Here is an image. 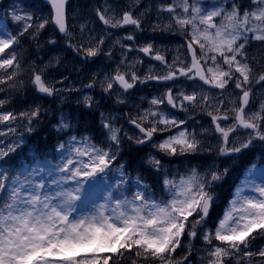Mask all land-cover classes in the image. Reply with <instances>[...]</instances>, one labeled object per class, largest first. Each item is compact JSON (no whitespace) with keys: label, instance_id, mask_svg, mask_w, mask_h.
<instances>
[{"label":"snow or ice","instance_id":"6c2138e0","mask_svg":"<svg viewBox=\"0 0 264 264\" xmlns=\"http://www.w3.org/2000/svg\"><path fill=\"white\" fill-rule=\"evenodd\" d=\"M51 17L34 19V14L15 4L3 6L6 16L17 25L15 31L0 23V92L5 88L19 90L24 86L22 67V40H37L50 23L65 37V43L84 60L101 54L112 56V49H104L109 29L132 26L134 32L143 31L142 25L153 6L142 0H132L126 10L105 0L95 8V16L104 26L101 32L89 25L79 24L80 40L68 23L69 0H48ZM157 23L153 32H172L184 38L177 49L184 52L171 62L152 43L144 45L116 43L122 49L137 48L144 56L160 62L164 70L143 76L134 70L142 59L126 64L128 56L121 53L120 65L114 74L99 81L104 93L115 95L116 103H127L126 94L136 84L149 80L172 82L160 96L153 97L150 107L129 116L128 122L138 130V136H129L114 123L115 117L101 113L105 140L97 142L91 136L72 134L71 119L60 116L57 130L67 134L54 148L57 157L40 161L38 146L28 147L35 153L34 166H21L27 159L26 137L31 134L42 115L39 105L26 111L15 112L5 107L0 99V264H192L193 240L199 235L211 247L206 250L207 264H264V248L253 251L252 241L264 237V164L253 163L236 186L232 199L213 230L207 221L218 199L216 187L230 169L212 165L205 172L193 167L184 173L172 175L164 168L161 158L151 156L149 163L163 173L159 192L148 185L143 177L134 180L123 164L116 165L121 145L125 140L137 145L151 142L158 153L169 157H187L202 152L233 157L259 143L264 146V100L256 103L254 89H264V65L250 57L251 42L264 46V0H249L247 6L239 0H220L206 5L204 0H171L154 6ZM137 9H140L137 11ZM168 14V23L161 26L160 14ZM135 41L134 34L123 37ZM49 44L57 41L51 39ZM60 64V57L49 61ZM44 67L30 66V78L36 91L46 96L59 95L64 89L46 77ZM10 70V71H9ZM65 79L67 77H64ZM181 78L194 83L193 90L175 91ZM93 82L84 85L93 88ZM229 85L231 89L229 90ZM114 86H116L115 91ZM204 86H209L206 89ZM198 89V90H197ZM210 89L219 90L214 95ZM226 90L227 95H226ZM238 90V91H237ZM227 101V106H226ZM86 107L93 106L90 95L83 96ZM162 105L188 112L198 109L210 117V124L199 132L184 127L186 119L178 118ZM191 118V117H189ZM159 142L157 133L171 132ZM205 133L215 136L213 146L206 142ZM15 154V156H14ZM55 161V162H53ZM114 165L115 168H114ZM259 175L261 182L252 179ZM118 177L115 186L108 189L105 202L82 207L87 189L85 185L98 176ZM186 242L182 246V240ZM213 241L219 243L213 244ZM183 248L177 255V249ZM259 257L261 259L257 260Z\"/></svg>","mask_w":264,"mask_h":264},{"label":"trees","instance_id":"16d2710c","mask_svg":"<svg viewBox=\"0 0 264 264\" xmlns=\"http://www.w3.org/2000/svg\"><path fill=\"white\" fill-rule=\"evenodd\" d=\"M165 3L171 2L169 0H162ZM220 1V0H217ZM240 1V0H239ZM3 3L5 4V0H3ZM100 0H71V2L68 5V23L70 27L72 25H75V27H72L71 30L74 33L75 29H79V24L84 23L86 20H91V24L89 25L90 27H93L97 30V32H101L103 29V26H100L99 21L97 17L95 16V8L99 7ZM127 8V6H120ZM42 11L46 15L45 17L50 18L51 17V11L50 9L43 4L42 6ZM4 24H6L9 27V30L15 31V28L12 26V24L7 23L5 20H2ZM94 24V25H93ZM155 22L153 20L147 19L145 23L142 25L144 28L143 31H136L134 32V29H129L131 31L123 33V37H125L128 34H134L136 36V40L133 41H127L123 39L124 44H136V45H141V42L147 44V43H152L155 47L156 42H164V44L170 45L169 42L172 39L184 41V38L180 36L177 33H172V32H153L151 31V26L154 25ZM76 36V40H80L79 33H74ZM52 35V37H50ZM118 36L117 32H114L111 35V38L113 40L115 37ZM55 39L58 41L61 46H54V47H59L61 50H58V54H61L65 56L66 58L70 59V57L74 56L75 62L79 63L81 62V59H77L76 53L67 46L65 43V37H60L59 33L53 30L52 24L50 23L48 26H46V29L40 34V36L37 38V40H31L28 38H24L22 40V51H21V58H22V67L25 69V74L23 76V79L25 81L24 86L20 88L19 90H10L5 88V91L0 92V99H6L9 101L5 105L6 108L13 110L15 112H20V111H26L30 108L35 107V104L37 105L38 103H41L43 106L42 108V115L39 118V123L37 124L35 130L31 133L28 134L26 137L28 144L25 146V152L21 153V157L27 153V159H20L18 163L21 164V166H26L29 164L30 160H35L36 155L35 153L28 152V147L31 146L32 148H36L38 146V151H39V159H43L47 156H49V151L54 148L55 145L57 144V140L59 141L60 138L62 137L63 133L54 130L52 128V119L48 117L45 107L46 105L49 106H55V101L51 99L49 96H41L38 95L36 92L35 87L28 83V80L30 78V72L29 68L30 66H38L41 64V59L43 58V55H46L44 53V49L48 48L50 45L48 41L51 39ZM64 39V40H63ZM156 41V42H155ZM112 43V39L109 37L105 40V45L104 48L107 49V47ZM53 47V49H54ZM42 48V49H40ZM156 48V47H155ZM137 50V48H133L132 51H127V53L133 52L134 50ZM168 50V49H167ZM252 51H257L255 54L256 61L264 65V47L263 46H255L251 47ZM183 51V49H182ZM44 53V54H43ZM55 53V52H54ZM57 54V53H55ZM104 54H101L103 56ZM168 55H170L168 53ZM257 55V56H256ZM96 57V59H98ZM91 61V60H90ZM83 62V58H82ZM84 65H86V61L84 62ZM10 71V70H9ZM156 81L152 82H146L148 83L144 88L150 87L149 89L150 92H153V89L155 91H158L159 93L163 92L164 87H159V85L162 84L160 82L159 84L155 83ZM231 87V85H230ZM163 89V90H162ZM215 93V92H214ZM70 101V100H69ZM82 104V105H81ZM80 105L77 104L74 110L75 112L72 113L73 111L70 110L72 113V116L75 118L76 122V128H75V134L78 136H91L94 139H99L101 138V134H99V126H98V113L89 110L86 108V106L81 103ZM198 109L190 111V112H197ZM199 111V110H198ZM129 116H135L134 114L130 113L124 116V120L126 123H128V117ZM187 117V122L189 125H191L194 129L199 131V129L202 127V124L205 125V127H209V119L210 117L204 115L199 111V113L194 114V116L189 115V112L186 113ZM191 117V118H189ZM201 117V118H198ZM89 132V133H88ZM206 142L209 140V136H205ZM130 146V145H129ZM131 149L134 151V149L131 147ZM260 150V154L257 155L255 152L257 150ZM122 155V154H121ZM217 154L215 153H207V152H202L199 155L195 156H187V157H181V156H176V157H168V160L161 158L162 163L164 165V168L166 167H175L178 166H187L188 165H194L193 163H196L194 166L200 167L204 166L200 164L197 156L201 157V163L205 162L206 159L208 158H215ZM15 156V154H14ZM204 157H207L204 159ZM197 159V160H196ZM125 160L126 164V170L130 174V176H135L137 177L138 175L143 177L144 181L152 186V188L159 192L161 188V173L155 171L151 165H149L150 169H143V166L145 163H148V160H146V156L141 153H132L131 150H126L124 151L122 158L121 156L119 159L116 161H122ZM196 160V162H194ZM253 163L256 164H264V148H258L251 147L249 150H244L242 153L237 154L233 157H220L219 158V167L220 169H223L224 167H228L230 169L228 176L220 182L219 186L216 187V192L218 194V199L214 203L213 209L209 215L207 223L210 224V228L214 229L216 227V219L220 218L223 210L227 207L226 204L229 203V198L231 196V193L233 192V182L237 180L243 173L244 170L247 167H250ZM175 164V166H173ZM194 166H189V168H193ZM138 169H135V168ZM135 169V170H134ZM199 232L200 229H198V236L195 240H193V249H192V256L189 257V260H191L192 264H198L199 262H202V256L205 255L204 249H209L210 247H204L206 244L200 242L199 240ZM186 237L185 240H182V246L186 242ZM219 243V242H218ZM260 248L264 247V237L257 236V239L252 241L251 248ZM183 251V248L177 249V255L181 254ZM259 258V257H258ZM261 259V258H259ZM111 264V262H110ZM124 264H129V261H125Z\"/></svg>","mask_w":264,"mask_h":264},{"label":"rangeland","instance_id":"374dc122","mask_svg":"<svg viewBox=\"0 0 264 264\" xmlns=\"http://www.w3.org/2000/svg\"><path fill=\"white\" fill-rule=\"evenodd\" d=\"M169 1H171V0H169ZM104 2H105V0H100L99 7L102 6L104 4ZM108 2L110 4H112L114 7H117L118 11H123V10H126V8L125 7L121 8L120 6H127L128 7V5L132 3V0H108ZM204 2L206 5H212L214 3L218 4L220 1L204 0ZM231 2H232V0H227L228 4H230ZM239 2L241 4L247 6L249 3V0H240ZM157 3H165V2H163L162 0H142V4H141V9L143 8V6L145 4L153 6V12L149 14V19L153 20L155 22V24L157 23V17L155 15L154 6ZM12 4H15L17 7L23 8L25 11L33 13L34 19L46 16L42 11L43 3L40 0H5V4L3 3V6L7 7V6L12 5ZM4 7H0V23H3L2 20H5L7 23L12 24V26L16 30V28L18 26L15 25L14 23H12L10 21V18L8 16H6L5 11H4ZM139 10L140 9H137V11H139ZM159 19H160L161 26H163L164 24L168 23V14L167 13L160 14ZM99 23H100L99 24L100 26H103L101 22H99ZM77 28H79V27H77ZM119 30L120 29H109L108 31L112 35L114 32L119 31ZM129 31H131V30H129ZM75 32L79 33V29H75ZM111 35H109L108 37L110 39H112V43L107 47V49L104 48L105 51H107L109 48H111L112 53H113V51H115V53L111 56V58H109L107 55H103L101 57L99 56L98 59H96V58H90L88 60L83 59V62H82L83 57L76 55L77 59H81V62L76 63L74 56L70 57L71 58V60H70L63 55L58 54V50H61V49L59 47H54V46H61V44L58 41L55 45H50L48 48L44 49L43 52L46 53V55H43V58L41 59V64L39 65V67H44L45 65H48V67L46 69L47 79H49L53 82L60 81V80L63 81L62 83H57L56 86H57V88L64 89V91H62L59 95L49 96L51 99H53L55 101L54 102L55 106L46 105V107L44 108L48 117L53 120L51 126L55 131L57 130L56 126H57L59 118L62 114L64 116L70 118L74 129L76 128V122L77 121H75V118L72 116V113L75 112L74 109L77 108L76 107L77 104L80 105L81 103H83V96L84 95H90L93 98V101H94L93 106L91 108H88V107L87 108L91 111L97 112L98 113L97 118L99 116H101V113H103L104 115H108V116H110L112 113V116H115L114 113L116 111V109H115L116 106L121 109V111L123 112V116H126L127 114H130V113L136 115L138 111L150 107L149 101L153 97L158 96V91H155L154 89H153V92L149 91V89H151L150 87L143 89V87H145L148 84L146 82L145 83H139L138 82L135 86L136 92L132 93V94H126L127 103H125V104L116 103L115 95H112L109 93H104L102 91V89L99 86V81L103 80L105 75L114 74L118 65L120 66L121 71L125 70L124 66L120 65V60L122 59L121 53L126 52V50L122 49L121 45L119 43H116L117 39H120L121 43H122L123 42V36L118 35L113 40V38H111ZM50 37H52V35H50ZM145 43L141 42V46L144 45ZM183 43H185V41H180V40L175 41V39H172L169 42L170 45L164 44V42H156L155 47L157 49H159L163 54H165L166 58L169 60V62H171V59L174 56L184 52V50L182 51V49H180V53H178V51H177L179 46ZM258 45L262 46L261 42H255V41L251 42V45L248 48V52H249L250 57H253V56L255 57V54L257 52V51H252L251 47H255ZM53 47H54V49H53ZM40 49H42V48H40ZM54 52L57 54H55ZM168 53L170 55H168ZM126 54L128 56V60L125 62L126 64L131 65L133 60H135V59H142L143 60V63L137 64L135 69H134L137 72V75H139V76H143L145 73H147L149 71L150 67H151V70L154 74L160 73L164 70L163 65H161L160 63L157 64L151 58L144 56V54L139 52L138 49L137 50L135 49L133 52H130V53L126 52ZM56 56L60 57L61 63L55 64V62L53 61L52 64H49V61L52 60V58L56 57ZM85 61H86V65H84ZM64 77H67V78L65 79ZM93 78H95V80L97 81L96 86L93 88L84 87V85L92 83ZM147 82H152V80H149ZM160 82L161 81H156L155 83L159 84ZM167 86H172V82L171 81L162 82V84L159 85L160 88L164 87V90L162 89L163 92L166 91ZM193 87H194V83L192 81H187L184 78H181L180 82H177L174 86V93H175V91H178L181 89H183L187 92H191L193 90ZM115 88H116V86H114L113 91H115ZM230 89H231V87L229 85V90ZM227 91L228 90H226V95H227ZM163 92H161L159 94L161 95ZM211 93L214 95L216 92L215 93L211 92ZM254 93L256 94L257 99H256L255 104L250 105L253 109H255L259 106L260 100H264V89H262L260 85H257L256 88L254 89ZM37 105H39L41 107V109L43 108L41 103H38ZM35 106H36V104H35ZM226 106H227V101H226ZM161 108H165L167 111H170L173 115H175L177 117L182 116V118L186 119V120H188L186 115H185L186 113L189 112V115H191V116H194V114H196V116H197V114L199 113L198 110H197V112H190V111H193L190 109L188 112H184V111H180L179 109H171V107L167 106V105H162ZM70 110H72L73 112L71 113ZM198 118H201V117H198ZM114 122H116V121H114ZM209 124H210V119H209ZM98 125H99V119H98ZM116 126L118 127V125H116ZM2 127L3 126H0V128H2ZM101 127H102V125H101ZM184 127H188V122L186 125H184ZM202 128H206L204 124H202V127L199 129V131ZM176 131H178V129H172L171 132H165L163 134L159 133L160 134L159 138L155 142H159L161 139L165 138L166 136H168L170 134H174ZM126 132L128 133L129 136H132L130 131H126ZM62 133H63V135L59 141L57 140V143L67 139V134L64 132H62ZM72 134H75V131ZM205 136H209V138H208L209 140L207 141V143L212 144L214 146L216 143L215 136L210 134V133H205ZM254 145H255V147L258 146V148H261V149L264 148V146H261L259 143H256ZM54 148L52 147V149L49 151V156L41 159V163L45 159H52L53 156L57 157V159H58V153L54 152ZM144 148H145L146 155L148 156V163H149L150 157L154 156V155L158 156L159 158L162 157V158L168 160L169 156H164L163 154L158 153V151L155 148L151 147V143L145 145ZM249 149H247V150H249ZM260 152L261 151L258 149L255 153L257 155H259ZM220 157H222V156L216 155L215 158H208V159H206L205 162L201 163V160H202L201 157L197 156L200 164L204 165L203 167L202 166L196 167V166H194L196 163H193L194 165H188V167L182 166L179 168H178V166H175V164H174L173 166H175V167H170V168L167 167L165 169H167L168 172L172 175H176L177 173H184L185 170L190 169L189 166H194L195 168H197L201 172H205L212 165H216L219 167V158ZM205 158H207V157H204V159ZM222 158H224V157H222ZM196 160L194 162H196ZM35 162H36V160L32 161V164H28L26 166H34ZM53 162H55V161H53ZM260 165L261 164H257L258 167ZM250 167H247L244 170V173L237 180H235L233 182V188H232L233 192L231 193L229 201L233 197L236 186L240 183V181L242 180V178L247 173V171ZM161 176H162V178H161V181H162L163 173H161ZM251 178L255 179L256 183L261 182L258 174L254 175ZM117 179H118V177L115 175H112L109 177H105V176L101 175V176H98L95 181H90L88 184H86L85 188L87 189V191L85 193V198L82 202V207L87 210V209H90L93 204L104 203L105 198L107 197V194H108L109 187L110 186L114 187ZM134 180H135V178H132L133 190H134ZM228 204L229 203L226 204L227 207H228ZM227 207L223 210L221 217L216 219V227L218 226L220 219L223 218L224 212L227 209ZM207 227L210 228L209 223H207ZM199 240H200V242L205 243L202 240L200 235H199ZM217 243H218L217 241H213V244H217ZM204 247L206 248V247H211V246L206 244ZM261 248H264V247H260V248L256 247V248H252V250L257 251ZM204 251H205V255H203L201 257L202 262H199L198 264H207V260L205 259L206 255H207L206 249H204ZM256 259L259 260L258 257Z\"/></svg>","mask_w":264,"mask_h":264},{"label":"flooded vegetation","instance_id":"af4514ba","mask_svg":"<svg viewBox=\"0 0 264 264\" xmlns=\"http://www.w3.org/2000/svg\"><path fill=\"white\" fill-rule=\"evenodd\" d=\"M120 30L119 31H116L118 35L121 36L122 34V28H119ZM115 53V51H113L112 55ZM134 93L136 92V87L134 89ZM160 96V94L158 95ZM116 111H115V116H112V113H111V117H115L114 122L116 125H118V127L122 128V130L124 132L126 131H130L132 136H138V132L134 131V129H132L131 127H129V123H126L125 120H124V116H123V112L121 111V109L119 107L116 106ZM105 116H108V115H105ZM99 119V127H100V130H101V138L99 139V141H104L105 140V130L103 129V127H101V116L98 117ZM159 133H157L155 136H154V141H156L158 138H159ZM97 142H98V139L96 138L95 139ZM130 145V146H129ZM131 147L134 149V151L131 149ZM126 150H131L132 152H137V153H141V154H144L146 153L145 152V148L141 145H137L134 143V141H131V140H125L122 145H121V149L120 151L123 153L124 151Z\"/></svg>","mask_w":264,"mask_h":264},{"label":"water","instance_id":"95a60500","mask_svg":"<svg viewBox=\"0 0 264 264\" xmlns=\"http://www.w3.org/2000/svg\"><path fill=\"white\" fill-rule=\"evenodd\" d=\"M41 1H42L45 5H47V6L50 8V10H51V6H50V4L48 3V0H41ZM70 1H71V0H69V3H70ZM69 3H68V4H69ZM67 7H68V6H67ZM52 26H53V28L58 32V30L55 28V26H54V25H52ZM126 27H131V26H126ZM126 27H125V28H126ZM58 33H59V32H58ZM59 34H60V33H59ZM60 35H63V34H60ZM156 62H158V61H156ZM158 63H159V62H158ZM205 87H206V88H209V86H205ZM212 90H216V89H212ZM132 91H133V89L129 90V93L132 92ZM38 93H39V92H38ZM39 94H40V95H45V94H42V93H39ZM130 126L133 127V128L135 129L134 125H131V124H130ZM135 130H137V129H135ZM137 131H138V130H137Z\"/></svg>","mask_w":264,"mask_h":264},{"label":"bare ground","instance_id":"6f19581e","mask_svg":"<svg viewBox=\"0 0 264 264\" xmlns=\"http://www.w3.org/2000/svg\"><path fill=\"white\" fill-rule=\"evenodd\" d=\"M54 29V28H53ZM60 35V34H59ZM60 37H64L63 35H60ZM64 40V39H63ZM89 133V132H88Z\"/></svg>","mask_w":264,"mask_h":264}]
</instances>
